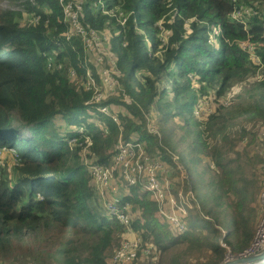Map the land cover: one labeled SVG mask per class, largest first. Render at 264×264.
Instances as JSON below:
<instances>
[{"label": "trees", "instance_id": "obj_1", "mask_svg": "<svg viewBox=\"0 0 264 264\" xmlns=\"http://www.w3.org/2000/svg\"><path fill=\"white\" fill-rule=\"evenodd\" d=\"M97 1L115 9L113 14L96 10ZM234 1L85 0L82 25L112 36V51L123 75L120 83L134 101L128 107L111 95L100 104L124 107L120 126L91 102L94 91L87 90L86 83L89 68H95L83 41L65 38L69 25L59 0H25V23L24 13L0 10V264H112L128 228L100 209L80 155L83 147L78 145L86 147L89 136L91 157L109 166L120 138L138 141L150 157L168 167L173 161L165 156L159 136L147 130V115L153 111L159 117L163 144H170L165 135L173 118L184 123L189 136H196L189 147L202 157L187 155L189 160L183 161L190 176L191 169L204 163L207 172L219 173L210 193L197 195L200 210L189 212V231L180 235L156 216L157 205L149 194L141 193V185L125 184L122 202L133 205L136 215L130 229L151 242L153 252L162 261L167 258L168 264H190L184 256L199 251L201 257L204 250L211 255L200 264H223L227 251L222 242L237 258L251 248L254 235L246 206L255 199L250 188L256 183L240 177L234 164L246 152L238 151L245 140L248 148L256 145L248 126L264 125V80L217 104L206 118L195 114L203 98L215 93L225 99L257 73L258 66L240 42L249 39L258 47L256 54L264 66V0H237L258 14L247 27L231 20ZM159 21L167 33L165 41L159 38ZM214 28L220 32L216 44L210 36ZM51 59L62 70L48 69ZM72 72L78 83L71 81ZM166 84L170 89L159 88ZM59 119L80 132L69 130L62 136L55 123ZM223 144L236 160L227 158ZM3 150H14L8 155L17 163L3 160ZM172 167L177 168L174 163ZM190 182L195 192L199 182ZM228 194L237 202L235 212L224 221L227 208H232L225 207Z\"/></svg>", "mask_w": 264, "mask_h": 264}, {"label": "built area", "instance_id": "obj_2", "mask_svg": "<svg viewBox=\"0 0 264 264\" xmlns=\"http://www.w3.org/2000/svg\"><path fill=\"white\" fill-rule=\"evenodd\" d=\"M59 1L63 5L65 22L69 25V31L65 34V38L69 41L74 37H79L83 41L85 48L91 53V56L95 58V62L100 65L102 69L100 75L96 76H93L92 73L88 71L86 88L89 91H94L91 102L97 104V112L111 118L120 126L119 111L114 105H100L102 102L108 100L109 97L113 98V96H117L121 97L122 102L126 106H133V100L125 93V89L120 83L121 72L117 65V57L112 51V36L108 32H100L89 28L86 29L82 25L80 14L84 9L83 0H71L69 2H65L64 0ZM95 6L96 8H100L105 15L113 14V12L106 9L104 4L100 1H97ZM65 7H69L72 10L70 16L66 17V12L68 11L66 10L65 12ZM257 15L255 10L246 5H241L235 0L230 18L232 21L247 27L249 24L246 22L247 19L249 18L250 20L253 16ZM121 16L119 18H121ZM128 18V16L123 18L120 24L122 26L125 25ZM244 44L249 45L243 46ZM239 45L243 51L250 55L252 62L258 66L257 73L252 79L256 82L263 81L264 66L259 56L256 54L257 47L252 44L249 39L240 42ZM88 62L90 63L89 60ZM52 63L51 59L50 65ZM104 67L106 68L105 71ZM72 74L73 76L76 75L74 72H72ZM98 76L102 84H100V80L97 78ZM114 110H117V112L115 113ZM149 130L152 133L155 132L154 129L149 128ZM258 138V143H261L264 147V132L261 135L259 134ZM86 143V148L89 150L92 144L89 136ZM112 151V162L109 166L97 164L95 159H89V157L88 160H85L84 165L92 177V184L95 196L98 198V205L104 213L115 218L122 226L128 228L125 232L127 236H132L131 238L127 237L126 240L123 241V244L116 251L114 258L111 260V263L132 264L137 259L142 245L140 236L134 237V231L130 229L134 216L130 211V205L121 203V196L127 191L124 190L125 184H128L130 187H137L138 184L141 185V193L149 194L151 200L157 205L158 210L156 216L162 223L168 225L175 235H180L189 231V212L194 208H199V206L195 205L197 200L195 194L192 193V189V191L186 194L178 193L176 195L174 186L169 180L168 169L163 163L149 156L146 146L143 143L138 141H125L120 138ZM261 199L264 200V185ZM225 234L226 233H224V236ZM254 244L255 242L252 243L250 250L245 251L244 256L248 254L251 255ZM226 245L224 246L227 251L226 259H237V257L232 254L229 245ZM142 252L145 255H150L153 250L152 247H149L142 250Z\"/></svg>", "mask_w": 264, "mask_h": 264}, {"label": "rangeland", "instance_id": "obj_3", "mask_svg": "<svg viewBox=\"0 0 264 264\" xmlns=\"http://www.w3.org/2000/svg\"><path fill=\"white\" fill-rule=\"evenodd\" d=\"M83 2H84V6H85V0H83ZM24 3H25V0H0V10L1 11L8 10V11H13V12L24 13V18L22 19V23H25L28 20V16L26 19V16H25L26 14L24 12ZM104 6H105V3H104ZM66 10L68 12H66ZM96 10H100V8H96ZM114 10L115 9H113V11ZM113 11H111V12H113ZM65 12H66V17L70 16L72 14V10L69 7H65ZM246 22H247V24L250 23L249 18L247 19ZM157 25H158L160 31L162 32L160 34L159 38L162 41H165V38H167V33L165 31L161 30L164 28L162 21H159L157 23ZM217 35H220V32L214 28L213 32L210 35L211 39L213 40V44H216L215 38ZM147 38H148V40L150 39V33L149 32L147 33ZM149 44L152 45L151 43H148V45ZM247 45H249V44H244L243 46H247ZM83 48L86 52H88V49H86L85 47H83ZM216 49L217 50L219 49L218 45L216 46ZM88 60L90 61V65H92L96 70L95 71L92 67H90L89 71L91 73H94L95 75H100L102 69H101L100 65H98L95 62V58L92 57L91 53H89V52H88ZM55 64L56 63H52L48 67V69L62 70L61 66H56ZM105 70H106V68L104 67V71ZM104 71H103V73H104ZM138 76H139V74L137 73L136 78ZM122 77H123V75L120 74V80H122ZM70 79L73 83H75V82L78 83V80H79L76 78V76H73V74L70 75ZM253 83H256V81H254L251 78V79L247 80L246 82L234 87L227 94L225 99H220L215 95V93H211L210 96L205 97L201 100V103H200L201 110H199L200 107L198 106L195 114L199 118H206L208 116V114H210L214 111L217 104L222 103V102L227 103L229 100L232 99L233 96H236L237 94L242 92V90L246 86H249ZM100 84H102L101 80H100ZM195 86H196V84H195ZM159 88L160 89H164V88L170 89V85L169 84H166L164 86L161 85V86H159ZM167 95L171 97V95H172L171 90L167 91ZM117 98H119V100L122 101L121 97H117ZM133 103H134V101H133ZM114 107L119 111L120 115L125 112L124 107L120 108V107L115 106V105H114ZM117 110H114V112L116 113ZM152 115H153V117H152ZM55 123H56L57 127H59L60 133L62 136L67 135V132H70L69 130H72V132H78V133L80 132L79 129H71L70 126H68L66 123H63L61 121V119L55 121ZM159 124H160L159 117L156 116V113L154 111L152 112V114L147 115V130H148V132L150 134L159 136L160 146L163 149V151L165 153H167V154H165V156L170 157L173 161L172 164H170L168 167H166V166L165 167L168 169L167 172L169 174V180L174 186V191H175L176 195L178 193L186 194V193L192 191L191 186L189 185L190 181H191L190 182L191 184H193L194 181L199 182V185L198 184L196 185L197 190H194L195 192L192 191V193L195 194V197H197V195L201 197V195H203L204 193L209 194L210 190H211V182H212L213 178L219 173V170H215V171L212 170L211 172H207L204 169V167L206 165L205 163L203 165H199L197 167H194L193 170L191 169V166H189L191 169L190 170L191 176H190L188 174V170H187L189 168H187V166L183 164V161L186 162L187 160H189L188 156H189V158H193V157H195V155L202 157V154H194L192 152L191 148L189 147V144L192 143V139L195 138L196 136L194 134L192 136H189V129L186 127H183L184 123L181 122L178 118H173V119H171L168 126L166 127L167 128V135L164 134L166 139H168L170 141V144L165 145V144H163V134L160 131ZM252 126L253 125H249L248 129L252 130L255 133L254 135L256 136V139H257L256 145L253 148L252 147L248 148L247 147L248 142H247V140H245L244 145L240 146L238 148V151L242 152L243 150H246V152H242L240 161H238V163L234 164V165L239 166V172H240L239 176L240 177H243V178L249 179V180L253 179V180H255V183H256L253 189L250 188L251 191L256 192L255 199H254V201H253V199L249 200L247 202V206H246L248 209V212L250 213V220H251L250 231H252V233L254 235L253 236V238H254L253 242H255L253 250L251 251V255L257 254V253L259 254L260 252H262L264 250V235H263V231H264V200L261 199V194H262L263 185H264V162L261 163L259 161L261 159L264 160V147L261 143H258V139H259L258 135L259 134L261 135L264 132V125L258 123V125H256L255 127H252ZM149 128L154 129L155 132H153V133L150 132ZM78 146L81 148L83 147L80 155L83 158L84 164H85V160H88V157H89V159H94L91 157L92 155H91L90 149L88 150V148H86L85 146H82L81 143H79ZM223 146L224 147L226 146L227 158L228 159H235L236 158L235 154L229 152L228 146L225 144H223ZM3 151L4 152L1 154V158L3 160H5L9 165L17 163V160L13 159V156L8 155V153H12L14 155V153H13L14 150L12 152H11V150L8 152H6V150H3ZM196 152L197 151H195V153ZM189 154H191V155H189ZM173 163H174V165L177 166L176 169L172 167ZM203 183L207 186V188L203 187V185H202ZM123 197H124V195L121 196V203H123L122 202ZM226 197L227 198L225 200V202H226L225 207L228 204L232 208H227L226 214H228L227 215L228 218L226 216L224 221H228L229 215H231L235 212V204L237 202V198L235 197L234 194H230V195L228 194ZM96 199H97V203H98V198L96 197ZM100 209H101V207H100ZM192 210H200V206H199V208H194ZM192 210H190V211H192ZM130 211H131L132 215H134L132 218V221H134L136 219L135 218L136 215L133 213L134 212L133 205H132V207L130 206ZM193 213H194V211H193ZM223 218H224V216L221 217V220ZM225 233H226L225 236H227L228 231H226ZM135 236H140V235L137 232H134V237ZM122 237H123V241H124L129 236H127L125 233L122 235ZM140 238H141L142 248L140 249V252H139L140 254L138 253V257H137L138 261L136 262V260H137L136 259L132 264H168L167 258H163V261H162V259L158 256L157 253L155 254L154 252H152L150 255H145V254L141 253L142 250L151 247L152 243L151 242H145L142 237H140ZM222 243H223L222 248L226 249L224 247L226 244H224V242H222ZM180 249L184 250L183 247H177L176 248L177 251H179ZM204 249L205 248H203V250ZM244 253L245 252L241 253L242 255L240 254L238 256L245 257ZM199 254H200L199 251H194L191 254L188 253L184 257H185V259H187L189 261L190 264H200L201 261H203L204 259H207L208 256L211 255V254L207 253L205 250L202 251L201 257L198 256ZM251 255L248 254L246 256H251ZM203 256H204V258H203ZM160 260H161V262H160ZM226 260L229 262V261H234L235 259L234 260L226 259ZM10 262L4 263V264H17L14 261H10ZM250 264H260V261L250 263Z\"/></svg>", "mask_w": 264, "mask_h": 264}, {"label": "water", "instance_id": "obj_4", "mask_svg": "<svg viewBox=\"0 0 264 264\" xmlns=\"http://www.w3.org/2000/svg\"><path fill=\"white\" fill-rule=\"evenodd\" d=\"M264 260V250L260 252L259 254H254L251 256H245V257H239L235 259L234 261H225L223 264H250L257 261H263Z\"/></svg>", "mask_w": 264, "mask_h": 264}, {"label": "crops", "instance_id": "obj_5", "mask_svg": "<svg viewBox=\"0 0 264 264\" xmlns=\"http://www.w3.org/2000/svg\"><path fill=\"white\" fill-rule=\"evenodd\" d=\"M129 236V238H131L132 236H130V235H128Z\"/></svg>", "mask_w": 264, "mask_h": 264}, {"label": "clouds", "instance_id": "obj_6", "mask_svg": "<svg viewBox=\"0 0 264 264\" xmlns=\"http://www.w3.org/2000/svg\"><path fill=\"white\" fill-rule=\"evenodd\" d=\"M239 3V2H238ZM239 4H241V3H239Z\"/></svg>", "mask_w": 264, "mask_h": 264}]
</instances>
